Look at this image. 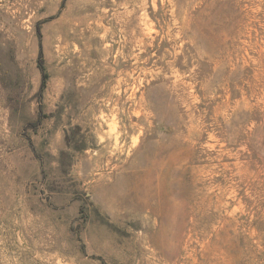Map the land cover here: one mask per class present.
<instances>
[{"label":"rangeland","instance_id":"1","mask_svg":"<svg viewBox=\"0 0 264 264\" xmlns=\"http://www.w3.org/2000/svg\"><path fill=\"white\" fill-rule=\"evenodd\" d=\"M0 264H264V0H0Z\"/></svg>","mask_w":264,"mask_h":264}]
</instances>
